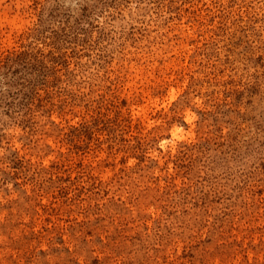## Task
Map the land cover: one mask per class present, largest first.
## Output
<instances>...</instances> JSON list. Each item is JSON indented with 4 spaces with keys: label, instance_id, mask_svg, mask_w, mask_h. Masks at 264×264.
Wrapping results in <instances>:
<instances>
[{
    "label": "rangeland",
    "instance_id": "1",
    "mask_svg": "<svg viewBox=\"0 0 264 264\" xmlns=\"http://www.w3.org/2000/svg\"><path fill=\"white\" fill-rule=\"evenodd\" d=\"M0 264H264V0H0Z\"/></svg>",
    "mask_w": 264,
    "mask_h": 264
},
{
    "label": "bare ground",
    "instance_id": "2",
    "mask_svg": "<svg viewBox=\"0 0 264 264\" xmlns=\"http://www.w3.org/2000/svg\"><path fill=\"white\" fill-rule=\"evenodd\" d=\"M176 130H177V129H176ZM176 130H175V131H176Z\"/></svg>",
    "mask_w": 264,
    "mask_h": 264
}]
</instances>
